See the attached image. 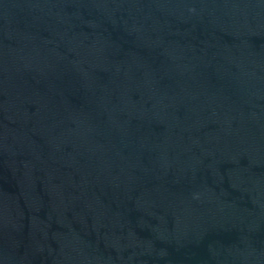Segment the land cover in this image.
Segmentation results:
<instances>
[{"label":"water","instance_id":"water-1","mask_svg":"<svg viewBox=\"0 0 264 264\" xmlns=\"http://www.w3.org/2000/svg\"><path fill=\"white\" fill-rule=\"evenodd\" d=\"M0 264H264V0H0Z\"/></svg>","mask_w":264,"mask_h":264}]
</instances>
